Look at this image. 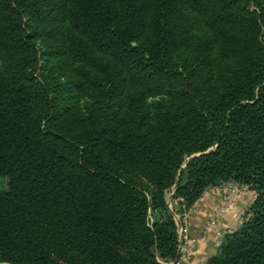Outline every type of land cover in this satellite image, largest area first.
<instances>
[{
    "label": "trees",
    "instance_id": "1",
    "mask_svg": "<svg viewBox=\"0 0 264 264\" xmlns=\"http://www.w3.org/2000/svg\"><path fill=\"white\" fill-rule=\"evenodd\" d=\"M0 177V263L169 264L166 191L232 181L205 264H264V0H0Z\"/></svg>",
    "mask_w": 264,
    "mask_h": 264
},
{
    "label": "crops",
    "instance_id": "2",
    "mask_svg": "<svg viewBox=\"0 0 264 264\" xmlns=\"http://www.w3.org/2000/svg\"><path fill=\"white\" fill-rule=\"evenodd\" d=\"M221 187V183L207 187L186 213L184 221L187 223L188 240L194 238L199 240L187 249L180 264H204L207 258L216 252L221 234L230 227L236 228L241 224L240 214L248 210L254 198L252 192L245 189L243 193L234 196L232 204L221 211L214 224L205 231V222L213 211L224 203V190ZM179 222L176 224L181 225Z\"/></svg>",
    "mask_w": 264,
    "mask_h": 264
},
{
    "label": "rangeland",
    "instance_id": "3",
    "mask_svg": "<svg viewBox=\"0 0 264 264\" xmlns=\"http://www.w3.org/2000/svg\"><path fill=\"white\" fill-rule=\"evenodd\" d=\"M217 71H218V67L217 66H213L210 69H206V70L202 71L201 75H204V74L215 75L217 73ZM61 75H62V77H65V76L67 77L68 73L63 72ZM161 97H163V94H157V93L151 94L150 97L147 99V102H146L147 103V107L152 109L153 101L158 100ZM85 98L90 103L94 102V100H95L93 97L88 96V95L85 96ZM67 101L70 102L71 107H73L74 109H76L78 111H83L84 108H85V100L83 98H81V95H70V96H68ZM221 185H222L221 188L224 190V192H223L224 193V195H223L224 199H225V196L228 193V191L231 190L232 188H240V189L244 188L245 190H248L249 192L251 191L252 195H253V191L251 189H249L248 187H246L244 185L235 184L232 181L223 182V183H221ZM211 186H215V185H211ZM6 187H7L6 179L3 178V177H0V190L6 189ZM243 191L244 190H242L239 193H243ZM172 193H173V186L168 191H166L165 199H166V202H167V205H168L169 209L171 210V214L173 216V219H174L175 223L179 222V221H180L179 223H181V225H178V223L176 224V231H177V236H178V239H179V235L181 234L182 230L184 231V229H186L185 233L188 232L187 223L184 220H185L186 213L190 210V208L192 206H190L188 209L183 208L182 206L179 205L178 200L176 198L172 197ZM239 193H237V194H239ZM253 197H254V195H253ZM239 211H242V210H239ZM245 214H246L245 211L240 214V217H241L242 221H243V219L245 217ZM208 220H209V218H208ZM208 220L205 222V231H207L208 228L211 227L209 225V221ZM232 229H234V228L230 227L229 229L225 230L221 234L220 239H222L223 235L226 232H228V231H230ZM0 264H7V263H0Z\"/></svg>",
    "mask_w": 264,
    "mask_h": 264
},
{
    "label": "built area",
    "instance_id": "4",
    "mask_svg": "<svg viewBox=\"0 0 264 264\" xmlns=\"http://www.w3.org/2000/svg\"><path fill=\"white\" fill-rule=\"evenodd\" d=\"M242 190H244V188H232L231 190L228 191V193L226 194L225 196V199H224V203L219 206L218 208H216L212 215L209 217V225H213L214 222H215V219L216 217L218 216V214L227 209L233 202V198L234 196L241 192ZM186 232V229H184V231L182 230L181 231V234L179 235V243H178V257L175 261H172L170 262L169 264H180L182 262V260L185 258V255H186V251L187 249L194 245L196 242H198L199 238H194V239H191V240H188V237H187V233ZM205 264V263H204Z\"/></svg>",
    "mask_w": 264,
    "mask_h": 264
}]
</instances>
